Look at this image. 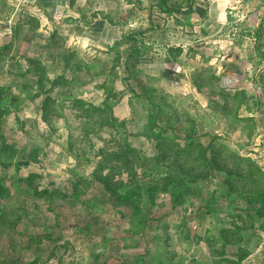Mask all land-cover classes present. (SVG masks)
Wrapping results in <instances>:
<instances>
[{
    "label": "rangeland",
    "instance_id": "1",
    "mask_svg": "<svg viewBox=\"0 0 264 264\" xmlns=\"http://www.w3.org/2000/svg\"><path fill=\"white\" fill-rule=\"evenodd\" d=\"M49 1L45 9L39 0H0V86L16 80L11 84L12 93L25 100L2 126L6 139L19 151L11 159L0 154V162L31 159L32 150L40 146L35 161L23 167L20 175H42L41 194H35L15 180L13 166L5 168L11 193L0 196V264H143L142 260L154 258L153 253L162 259H153L157 264H234L219 263L222 256L236 259L238 251L237 244L226 243L221 253L224 238L220 231L246 226L241 219L250 206L245 197L249 188L246 179L226 194L228 186L221 184L219 173L189 162L184 179L196 183H191L193 190L183 197L182 204H174L163 183L166 177H176L181 161L170 157L161 163L151 160L136 166L135 173L121 168L107 179L108 186L116 187L117 192L105 187L110 170H103L100 179L96 168L104 151L123 148L124 135L144 156L160 153L155 142L141 133L151 104L149 98L141 97L147 86L152 99L165 107L158 122L163 129L168 127L169 115L176 120L181 136L195 123L199 132L194 138L249 157L264 171V104H259L264 102V88L258 80L260 72L264 73V60L254 52L257 45L264 47V33L262 45L244 29L255 31L262 25L264 0H230L228 4L224 0L220 11V0H190L189 6L187 0H170L184 12L173 16L152 7L155 0ZM189 8L193 12L185 17ZM252 12L259 16L250 18ZM222 17H226L225 23ZM256 21L257 28L253 25ZM128 35L129 39L124 37ZM133 38L143 54L138 60L129 58L127 65L137 74L124 82ZM179 46V53L169 49ZM70 52L76 55L66 65ZM118 56L120 67L112 71ZM85 64H92V72L88 73ZM78 65L82 67H72ZM64 66H70L65 72L67 82L73 75L82 78L72 87L54 89L57 112L48 125L41 118L44 95L35 101L29 99L51 86L50 81L64 72ZM105 85H113L118 92L113 105L112 101L107 103L111 121L125 122L117 129L101 125L95 115L82 116L80 107L74 106V96L103 106L108 95ZM132 87L136 93L130 91ZM236 91L246 92L238 108L227 95ZM168 132L173 133L171 128ZM2 138L0 135V146ZM178 140L186 144L183 137ZM228 157L217 159L216 164L225 171L248 174L247 163ZM73 171L82 178L81 196L76 201L70 195L78 179ZM121 181L123 191L118 188ZM135 182L144 187L159 185L155 203L147 202L144 189L133 200L123 198L134 190ZM45 189L60 191L46 195ZM211 194L213 209L200 218L197 212ZM137 209L150 217L146 226L133 225ZM261 220L240 235L229 231V238H237L239 245L245 246L248 240L250 254L242 264L264 263V232L258 228Z\"/></svg>",
    "mask_w": 264,
    "mask_h": 264
},
{
    "label": "trees",
    "instance_id": "2",
    "mask_svg": "<svg viewBox=\"0 0 264 264\" xmlns=\"http://www.w3.org/2000/svg\"><path fill=\"white\" fill-rule=\"evenodd\" d=\"M187 0V6L188 5ZM152 7H157L158 11L161 13H164L168 16H173L177 12L179 13H184L181 11L180 7L174 5L173 3H170V0H155L154 4H152ZM190 8H192V5L190 3ZM187 9L184 15L185 17L189 15V12L191 9ZM193 11V10H192ZM191 11V12H192ZM254 17V15L252 14ZM257 16H255L256 18ZM264 20V18H262ZM249 29V28H244ZM36 30V28H35ZM15 32L17 29L15 28ZM13 32V30H12ZM264 33V21L262 25L257 29L256 32V37L259 42H261L263 34ZM127 39H129L128 36H124ZM28 44L30 41H26ZM119 42H116L115 45H118ZM259 45H257V49L259 50ZM131 52L126 57L125 61V70L128 72V76L124 77L123 80L124 82L127 80H130L131 78L136 76V70L135 68H132V66L127 65V61L130 60L129 58L135 57L136 60L140 59L139 57L143 54V50L141 46L137 45V38H133L132 40V46H130ZM170 51L176 50L178 53L182 51L181 47L179 46L178 48H169ZM135 53V54H134ZM23 55H26V52L23 53ZM75 52H70L68 54L67 60H66V65L69 64L71 58L75 56ZM134 55V56H133ZM261 59L264 60V55L259 53ZM177 59V58H176ZM120 56L116 57V62L112 66L111 70L114 71L117 67H120ZM175 60V59H174ZM86 66V64H85ZM70 66H64V72L58 76H56L54 79L50 81L51 86L47 85L46 90H39L34 96L30 97L29 100L35 101L36 99L40 98L41 96L43 97L41 101V118L42 120H45V123L48 125L52 121L51 116H53V113L57 112V109L54 106V103L56 102V98L53 94L54 89L56 88H64L66 85L68 88L72 87V84L75 81H81V76H75L73 75V78L69 80L68 82L66 81V76L65 72ZM74 68H81L82 66H72ZM88 68V73L92 72V64L86 66ZM106 68L103 67V70ZM75 71V70H74ZM16 76H14L15 79ZM218 77V76H217ZM219 78V77H218ZM85 79V78H83ZM259 83L263 86L264 88V73L260 72L259 76ZM13 82H16V80H13ZM43 77L40 76L38 77V83L41 85L43 84ZM140 83V82H138ZM8 85V86H0V135H3L2 138V143L0 146V154L1 155H6L8 158L11 159V157L14 156V154H17L16 148L13 147L11 144L12 142H9L4 134V131L2 129V126L5 123L6 117L11 114L12 112H16L19 109V106L25 101L24 99H21L18 95H14L12 93V86L13 85ZM49 84V85H50ZM1 85V84H0ZM106 91H107V96L104 99V105L103 106H96L93 103H88L85 101V99L80 98L79 96H74V106L75 107H80L81 109V115H85L86 117H92V115H95V118L101 119V125L102 124H107L112 126L113 128L117 129L119 126H124L125 122L124 121H118L117 119L112 122V112H111V107L107 104L109 101H112L111 106L113 105V99H116L118 97V92H115L113 89V85H108L106 86ZM147 86L142 90V96H145L149 98V103L150 108L149 112L147 114V120L145 122V127L144 130L141 132L143 133L148 139L152 140L155 142V148L156 151L161 150L160 153L153 154L152 156H144L141 152V150L134 148L130 145V142L127 141V136L124 135L122 136V139L124 141V146L121 150L118 151H112V152H106L104 151V154L102 155V160L100 159L98 162V166L96 168L97 173H99L98 177L101 179L102 176V171L108 168L110 170L109 174L106 175L105 177V187L109 191L117 192L115 190L116 187L113 186H108L107 179L111 177V175L116 174L119 171H121V168L124 170L134 172L136 169V166H145V164L148 161H154L156 163H161L162 161H165L167 158H172L174 161H181L179 164L182 166V169L176 174V177L174 179L170 177H166V181L163 183V189L165 191H169L171 196H172V201L174 204H178L183 202V197L188 196L193 189H191V183L193 180H185L184 176L186 174L185 169L188 168V163L193 162H198L199 166L205 167L207 169H210L211 171H214L215 173H219V175L222 176L220 179L221 184L226 187V194L231 193L232 189L234 190L237 188L235 184L239 182L245 181V179L249 182V188L247 189V194L245 195L247 201L249 202L250 206L246 210V216H241V219H243L244 223H246L244 227L241 226H236L234 229H229V228H223L221 229L220 233L222 237L224 238V244L223 248L221 250V253H224V248L225 244H237L238 245V251L235 253L236 259L233 258H224L223 260H220L219 263L222 261H228L232 262L234 264H242V261L247 257L250 253L246 250L247 248V242L244 245H239L237 241H239L237 238L232 240L229 238V231L231 232H236L239 235L241 234L242 231H247L249 229H254L255 228V222L257 221L258 218L262 219L261 223L259 224L258 228L260 231L264 232V171L261 168V166H258L255 164V161L252 160L249 157L244 158L241 156L239 153L231 152L228 153L224 151L223 149H226V147L222 146H216L217 144L211 141L208 145L203 144L199 139L194 138V136L199 132V127L195 123H191L187 129V132L181 136V134H178V130L176 128V120H174L173 115H169L167 118L168 122V127L163 129L161 126H159V118L163 117V114H165V107L164 105L159 102L157 103L154 99H152V95H150L149 90ZM130 91L132 93H136V90L132 87L130 88ZM120 96L123 95V93L119 94ZM137 95V94H136ZM228 98H232L234 103L236 102L237 108L241 107L244 98L246 97V92L245 91H236V93L232 96L231 94H227ZM141 100H145L141 98ZM259 104H264L263 101H259ZM14 107H16V110L14 111ZM104 116V117H103ZM47 120V121H46ZM171 128L173 133H169L168 129ZM126 132V131H124ZM183 137V139H186V144L182 145L178 139ZM41 150L40 146H36L32 151L33 155L31 159H25V160H18L13 162L14 160H9L8 162H0L1 165L3 166V173L0 174V196H5L9 195L10 192V186L6 184V181L8 180V168L9 167H14L15 169V180L20 183L24 184L27 187H30L34 190L35 194H41V190L39 189V179L42 177V175L38 172H30L27 176H22L20 175V170L23 167L28 166L31 161H35L34 159L37 156V153ZM103 150V149H102ZM223 151L225 152V156L223 157ZM194 152H197L194 155ZM232 156L235 159L240 160V164L242 162L248 164V174L244 173H238L237 170H224L223 166H220L216 164L217 159L221 158H229V155ZM15 158V157H14ZM182 159H184L182 161ZM117 161V164L112 163L113 161ZM175 164V162H174ZM7 170H6V169ZM73 176H76V171L72 172ZM77 177V176H76ZM78 179L75 181L73 184V191L70 193V195H73L72 198L76 201L78 197L81 196V190H80V180L82 178L77 177ZM197 180V179H196ZM37 181V182H36ZM15 182V181H13ZM193 183H196L193 182ZM123 182L121 181L119 183V190L121 189L122 191L125 189L123 186ZM158 186L159 185H154V186H147L144 187L143 185H140L139 183L135 182L134 184V190L130 191L129 193H126L123 198H128L129 200H133V197L136 196L142 189H144V195H146V200L147 202L155 203V199L158 195ZM194 188L200 189V187L195 186ZM60 190L54 189L53 191H50L48 189H45V194L50 195V194H57ZM66 195V194H65ZM143 195V194H140ZM59 196V195H57ZM205 205L197 212V215H199L200 218L205 217L210 213L213 209V202H214V197L208 196V198H205ZM209 201V202H208ZM2 218V217H1ZM148 218L150 220V217L146 212L143 210L137 209V212L134 214V221L133 225H136V223L141 224L143 226H146L148 222ZM229 229V230H228ZM158 239V236L156 237ZM40 241V239H38ZM154 258V260H162L160 256H157L156 253L151 254ZM147 260L143 261V264H157L156 261ZM17 261H15L16 263ZM128 263V262H125ZM103 264H106V262H103ZM121 264V262H120ZM132 264H136L133 263ZM264 264V263H263Z\"/></svg>",
    "mask_w": 264,
    "mask_h": 264
},
{
    "label": "crops",
    "instance_id": "3",
    "mask_svg": "<svg viewBox=\"0 0 264 264\" xmlns=\"http://www.w3.org/2000/svg\"><path fill=\"white\" fill-rule=\"evenodd\" d=\"M227 2H226V4H228L229 3V1L230 0H226ZM236 1H240V0H236ZM42 2H43V4H42ZM50 1L49 0H39V4L41 5V6H43L45 9H47V8H49V6H50V3H49ZM173 3V2H172ZM173 4H177V3H173ZM251 4V3H250ZM250 4H248L247 6H249ZM223 5H224V0H220V5L218 6L217 5V8H218V10L220 11V10H222L223 9ZM177 6H180L179 4H177ZM239 7H240V5H239ZM192 11V10H191ZM190 11V12H191ZM193 12V11H192ZM230 12H232V11H230ZM244 12V11H243ZM252 14L254 15V17L252 16ZM252 14L250 15V18H255V16H259V14H258V12H252ZM256 17V18H257ZM225 18L226 17H222V19H220L221 20V22L222 23H225ZM253 25H255V27L257 28V26L259 25V22L258 21H256V22H254L253 23ZM254 27V26H253ZM102 29V28H101ZM214 30V29H213ZM249 30V31H248ZM209 31H212V29H210L209 28ZM246 31H248L249 33L250 32H252V36H253V38H255L256 39V32H257V30L255 29V31L254 30H251L250 31V29H247ZM217 32H219V31H217ZM212 32H210V33H208V34H206V37L208 38L209 37V34H211ZM255 36V37H254ZM32 41V40H31ZM261 43V42H260ZM262 44V43H261ZM263 45V44H262ZM181 47V46H180ZM259 48V50L256 48V49H254V52L255 53H260V51H261V53L264 55V47H258ZM251 50H252V48H251ZM255 53H253L254 55H255ZM252 53H250L249 55H250V57H252L253 55H251ZM256 56V55H255ZM258 57L260 56V55H257ZM264 62V61H263Z\"/></svg>",
    "mask_w": 264,
    "mask_h": 264
}]
</instances>
